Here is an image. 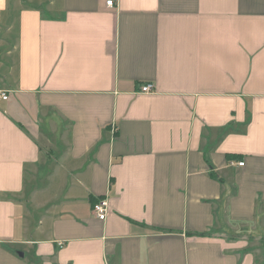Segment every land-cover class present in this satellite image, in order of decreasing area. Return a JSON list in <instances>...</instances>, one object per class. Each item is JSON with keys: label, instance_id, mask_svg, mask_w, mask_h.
Instances as JSON below:
<instances>
[{"label": "crops", "instance_id": "1", "mask_svg": "<svg viewBox=\"0 0 264 264\" xmlns=\"http://www.w3.org/2000/svg\"><path fill=\"white\" fill-rule=\"evenodd\" d=\"M0 264H264V0H0Z\"/></svg>", "mask_w": 264, "mask_h": 264}, {"label": "built area", "instance_id": "2", "mask_svg": "<svg viewBox=\"0 0 264 264\" xmlns=\"http://www.w3.org/2000/svg\"><path fill=\"white\" fill-rule=\"evenodd\" d=\"M107 6L112 7L113 1H108ZM154 91L153 84H145L141 88L142 94H151ZM1 99L6 100L7 96L5 94L1 95ZM238 166H243V163H239ZM94 215L101 221L105 220L108 210V201L100 200L92 208Z\"/></svg>", "mask_w": 264, "mask_h": 264}, {"label": "rangeland", "instance_id": "3", "mask_svg": "<svg viewBox=\"0 0 264 264\" xmlns=\"http://www.w3.org/2000/svg\"><path fill=\"white\" fill-rule=\"evenodd\" d=\"M244 237H245V239H247V241H249V240H248L249 237H246V236H244ZM238 238H239V237H238ZM249 242H250V241H249ZM255 242L258 243L257 240H256ZM252 243H254V242H252Z\"/></svg>", "mask_w": 264, "mask_h": 264}, {"label": "water", "instance_id": "4", "mask_svg": "<svg viewBox=\"0 0 264 264\" xmlns=\"http://www.w3.org/2000/svg\"><path fill=\"white\" fill-rule=\"evenodd\" d=\"M21 256H22V254H21Z\"/></svg>", "mask_w": 264, "mask_h": 264}]
</instances>
